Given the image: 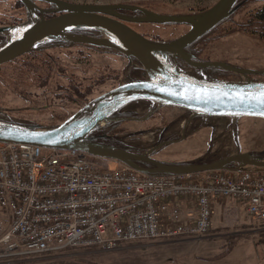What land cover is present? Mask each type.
<instances>
[{
  "label": "built area",
  "instance_id": "obj_1",
  "mask_svg": "<svg viewBox=\"0 0 264 264\" xmlns=\"http://www.w3.org/2000/svg\"><path fill=\"white\" fill-rule=\"evenodd\" d=\"M74 148L0 141V264L134 241L200 237L213 199H236L264 221V171L144 173ZM187 201L180 205L179 202Z\"/></svg>",
  "mask_w": 264,
  "mask_h": 264
},
{
  "label": "water",
  "instance_id": "obj_2",
  "mask_svg": "<svg viewBox=\"0 0 264 264\" xmlns=\"http://www.w3.org/2000/svg\"><path fill=\"white\" fill-rule=\"evenodd\" d=\"M22 1L29 9L31 20L24 25L2 29L8 34V40L0 47V63L33 49L41 42H89L135 57L146 71L147 77L124 81L94 96L54 126H30L26 121L11 122L0 118V141L30 143L44 148H74L92 156L124 162L149 174H183L228 169L226 165L229 163L235 164L230 170L264 171V158L257 157L252 152L242 151L239 147L220 160L206 165L153 161L156 167L145 169L135 162L146 159L143 156L111 144L94 141L88 136L97 126L109 120L111 114L119 108L136 101H140L142 105L156 102L160 107H181L191 110L197 116L264 119V104L253 99L264 93V81L249 77L240 81L208 78L202 73L204 66H220L242 74H247L248 71L223 61L194 60V55L187 50L191 44L227 18L237 0H217L209 8L195 13H160L129 3L45 0L56 6L51 12L57 14L48 18L38 14L32 0ZM121 10L139 11L140 14L126 15ZM128 22L183 23L190 25V28L171 40H157L141 33ZM76 29L96 30L101 36L72 33V30ZM177 58L200 70H183ZM142 105H128L124 110H140Z\"/></svg>",
  "mask_w": 264,
  "mask_h": 264
},
{
  "label": "flooded vegetation",
  "instance_id": "obj_3",
  "mask_svg": "<svg viewBox=\"0 0 264 264\" xmlns=\"http://www.w3.org/2000/svg\"><path fill=\"white\" fill-rule=\"evenodd\" d=\"M32 1L35 3L39 15L48 18L57 14V12H51L56 7L55 4L45 0ZM263 7L264 0H237L230 15L203 35L201 43L214 38L216 31H219L218 35H222L220 31L226 32L228 26L229 29L235 28L233 30L238 34L248 36L251 39H264V30L259 31L257 29L258 18L255 15L257 10ZM121 12L131 16L140 14L139 11L131 10H121ZM30 20L29 9L24 1L0 0V47L8 40V34L2 30L3 28L24 25ZM128 23L131 25L134 22ZM186 25L190 28V25ZM72 33L93 37L101 36L96 30L89 29H76L72 30ZM187 50L194 55V60L223 61L248 71L247 74L238 73L241 78L235 77L234 80L240 81L249 77L264 81V68L251 67L249 58L244 59L245 57H243V59L232 60L224 52L222 56L212 59L209 56L202 57V50L199 46H189ZM97 53L122 56L126 59L120 78H118L119 74L118 77H114L106 75L105 72H100V76L97 75L98 68L90 65L93 62L92 55ZM170 59L174 62L172 57ZM177 62L182 69L194 67L180 58H177ZM213 68L230 71L220 66H204L202 70L210 76L218 74L217 72L213 74L211 71ZM146 77V71L135 57H130L112 48L89 42L62 40L41 42L33 49L0 63V118L11 122H22L20 120L22 117H29L31 120L40 117H53L55 119L62 117L58 123L50 125L54 126L62 122L85 102L122 83L125 78L135 80ZM128 105L141 107L142 103L136 101L119 108L111 114L109 120L97 126L89 137L94 141L111 144L143 156L146 159L135 162L145 169L156 167L153 161L168 164H187L190 162L193 165H206L220 160L226 155L219 151L217 153L210 151L208 146L209 151L206 150L191 159L171 160L165 158L168 156H166L167 147L189 140L201 131L204 124L212 117L197 116L191 110L173 106L181 112L176 117L168 119L164 116H158L160 111L167 106L160 107L156 102L142 105V108H145L142 111L124 110ZM218 118L232 120V123L227 124V127L237 136V122L244 117L237 119L233 117ZM27 124L37 126L39 122ZM214 130L212 129V135ZM212 135L210 136L211 139ZM237 137L236 142H238ZM251 152L257 157L264 158L262 152ZM232 164L234 163L227 164V168H233Z\"/></svg>",
  "mask_w": 264,
  "mask_h": 264
},
{
  "label": "rangeland",
  "instance_id": "obj_4",
  "mask_svg": "<svg viewBox=\"0 0 264 264\" xmlns=\"http://www.w3.org/2000/svg\"><path fill=\"white\" fill-rule=\"evenodd\" d=\"M78 3H129L141 5L151 4L152 10L160 13H194L202 11L217 0H68ZM149 8V7H147ZM135 29L148 37L175 38L185 33L189 28L186 24H131ZM228 26L222 35L219 31L212 39L201 43V56L212 59L227 53L228 58L237 60L245 57L250 59L251 67L264 68V39L249 38L238 34ZM92 67H97V75L105 72L106 75L120 78L126 59L122 56L97 53L92 55ZM241 61V60H240ZM185 71H199L197 67H184ZM208 78L234 80L241 78L238 73L227 76L219 74L207 75ZM227 78V79H225ZM244 79V78H243ZM124 81H129L127 78ZM123 81V82H124ZM142 109L145 108H139ZM181 110L167 106L158 116L168 119L176 117ZM62 119L40 117L31 120L29 117L20 118L21 121L32 123L38 121L37 126H50ZM232 123L229 118L212 117L204 127L189 140L167 147L165 158L171 160H186L194 158L206 150L219 151L228 154L240 148L242 151L264 153V119L244 117L238 120V132L233 134L227 124ZM212 129L214 133L212 135ZM212 135V139L210 136ZM236 137L238 142H236ZM210 143V144H209ZM208 150V151H209ZM207 151V152H208ZM116 164V163H115ZM227 200V201H226ZM225 204H236L238 208L232 211L225 210L223 205L214 209L213 226L211 230L200 237H176L168 239L141 240L125 243L114 250L104 251L96 247L70 248L59 252L45 253L19 258L18 261L8 264H264V221L252 219L246 210V205H239L234 200L224 199ZM180 205L187 201L179 202ZM9 212L0 207V218L6 217ZM4 231L3 226L0 232Z\"/></svg>",
  "mask_w": 264,
  "mask_h": 264
},
{
  "label": "trees",
  "instance_id": "obj_5",
  "mask_svg": "<svg viewBox=\"0 0 264 264\" xmlns=\"http://www.w3.org/2000/svg\"><path fill=\"white\" fill-rule=\"evenodd\" d=\"M153 2L152 1H150V3H146L147 5V7H149V9H152V7L153 6H151V4H152ZM139 4H141V5H144V3L143 2H139ZM185 13V12H184ZM256 17L258 18L257 19V22H256V26H257V29L259 30V31H261V30H264V7L262 8V9H259V10H257V12H256ZM169 24H173V23H169ZM146 35V34H145ZM147 36V35H146ZM151 38H153V39H157V40H171V39H173V38H171V39H163L162 37H151ZM202 38V37H201ZM198 39L197 41H195L193 44H191L190 46H192V47H195V46H199L200 45V43L202 42V39ZM211 71H213V74H215L214 72H217L218 74H222V76H227L228 74H230L231 72L230 71H226V70H223V69H217V68H213V69H211ZM220 72V73H219ZM225 79H227V78H225ZM229 79V78H228ZM227 79V80H228ZM93 134V132H91V133H89V135H92ZM88 135V136H89ZM233 166H235V164H232ZM68 249H70V248H68Z\"/></svg>",
  "mask_w": 264,
  "mask_h": 264
},
{
  "label": "crops",
  "instance_id": "obj_6",
  "mask_svg": "<svg viewBox=\"0 0 264 264\" xmlns=\"http://www.w3.org/2000/svg\"><path fill=\"white\" fill-rule=\"evenodd\" d=\"M110 166H115V163L114 162H109ZM224 199H228V198H215L213 199V208L216 210L218 209L219 207H221L223 205V208H225V210H229V211H232L234 208H238V206L236 204H225L226 202H224L223 200ZM229 200H234L236 203H240L239 205H243V203L241 201H237L236 199H228ZM227 201V200H226ZM1 264H8L7 262H3Z\"/></svg>",
  "mask_w": 264,
  "mask_h": 264
},
{
  "label": "snow or ice",
  "instance_id": "obj_7",
  "mask_svg": "<svg viewBox=\"0 0 264 264\" xmlns=\"http://www.w3.org/2000/svg\"><path fill=\"white\" fill-rule=\"evenodd\" d=\"M253 99H257L259 103L264 104V93H261L260 97H253Z\"/></svg>",
  "mask_w": 264,
  "mask_h": 264
}]
</instances>
